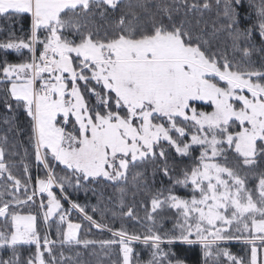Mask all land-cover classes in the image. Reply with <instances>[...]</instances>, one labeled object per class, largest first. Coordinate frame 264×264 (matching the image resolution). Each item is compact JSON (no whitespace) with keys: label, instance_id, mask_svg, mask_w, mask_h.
Here are the masks:
<instances>
[{"label":"snow or ice","instance_id":"obj_1","mask_svg":"<svg viewBox=\"0 0 264 264\" xmlns=\"http://www.w3.org/2000/svg\"><path fill=\"white\" fill-rule=\"evenodd\" d=\"M206 14L215 19L209 23ZM109 16L113 27L101 34L94 18ZM0 17L30 18L27 38L0 41V50L28 55L5 62L0 83L5 107L12 111L7 101L14 100L30 117L35 159L46 169L30 189L12 174L0 147V178L13 189L11 199L0 201V250L12 253L0 264H59L57 241L40 234L36 215L23 214V206L37 203L45 223L56 217L66 225L62 233L58 227L61 246L118 245L123 264H134V242L150 249L147 264H187L178 245H199L204 264H264V171L257 172L264 165V71L235 60L236 53H264V0H0ZM202 103L213 110H199ZM169 149L192 161L180 175H171ZM229 153L248 175L229 166ZM58 165L72 179L57 175ZM149 165L172 184L156 190L147 219L155 226V214L175 210L172 228L114 229L69 201L113 237L81 239V224L68 219L53 189L64 194L66 184L108 182L119 191L121 211L113 215L138 219L125 198L129 184L147 189L142 169ZM177 186L188 198L175 194ZM234 240L249 246V260L225 246ZM33 245L35 255L22 262L19 246Z\"/></svg>","mask_w":264,"mask_h":264},{"label":"trees","instance_id":"obj_2","mask_svg":"<svg viewBox=\"0 0 264 264\" xmlns=\"http://www.w3.org/2000/svg\"><path fill=\"white\" fill-rule=\"evenodd\" d=\"M135 5L136 0H131ZM115 17L109 16L107 20H101L99 17L94 18L96 26L101 29V34L104 31H111L113 27V21ZM205 19L211 23L215 19L214 14H206ZM211 29L209 28V31ZM30 32V18L28 17H0V41H4L12 38H27ZM223 39V36H221ZM257 49H259V43L257 42ZM229 59H233V53L230 48L227 49ZM28 58L27 52L18 53L12 50L7 52L0 50V68L7 63H19ZM236 62H239L244 68H253L256 70L264 71V53L256 50L253 52L250 58L242 57L240 53L235 54ZM0 79H2V72H0ZM83 90V89H82ZM5 85L0 83V147L5 152V162L8 164L12 174L21 180L22 184L28 182L29 188L36 187L37 179H44L46 176V169L43 165L37 163L35 159V153L30 142L31 135V122L30 117L27 116L23 109L16 108V102L8 99V103L13 105L12 111H9L5 107ZM85 99L90 106H96V98L90 94L85 93ZM199 110L211 112L212 108L204 105L199 106ZM9 121L5 123V121ZM171 156L169 158V167L175 168V171L171 173L173 176L180 175L181 170L189 167L192 163L190 158L180 157L174 150L169 149ZM195 155H198L196 153ZM228 161L230 165L236 167L243 166L234 153L228 154ZM157 167L149 165L145 169H142L144 176L147 180V189L143 185H140V190L133 188L131 184L128 187V195L125 198L126 205L132 206L138 219H132L129 217H122L120 215H113V213H120L119 207V191L114 186L104 183H90L86 182L83 186L76 188L73 186L65 185V193L61 194L57 190H54L58 199L61 200L63 209L69 211L70 220L74 223L81 224V230L79 236L81 239H91L97 242L105 239L113 238L111 233L107 229H97L91 225L90 222L83 217L80 213L75 212L71 208V202L77 203L85 208V212L88 215H92L95 220L100 223H104L114 229H120L123 227L130 233L145 234L149 231L150 225L147 219L146 209H150V199L156 194L157 189H167L171 184L167 177H164L162 172L156 171L153 175V168ZM27 168V171H25ZM63 166H56V172L59 176H67L72 179L68 171L62 170ZM250 170V169H249ZM264 171V165H261L257 172ZM29 177L31 179L29 180ZM1 185V181H0ZM252 186V185H251ZM175 194L180 195L183 198H188L189 194L186 193L181 187L177 186L173 189ZM135 193V195H133ZM22 194V193H21ZM63 195L68 197L67 200L63 198ZM8 200V199H4ZM39 198L37 197V201ZM46 201V200H45ZM95 209V211H93ZM34 214L37 216V230L43 236L45 232L50 239L56 240L57 244L53 246V251L59 264H123V255L119 249V246H112L109 248L101 247L99 243L89 245L88 248H84L82 245H68L61 246L59 240L62 233L66 230V225L58 224V220L54 219L49 223H45L43 220V212L37 204H31L30 206H23V214ZM3 219L0 218V228L3 227ZM148 225V228L146 227ZM172 228L171 223H165L162 226L160 232L169 230ZM158 230L156 225L154 231ZM159 231V230H158ZM133 261L134 264H147L151 259L150 249L143 244L132 245ZM229 251L238 257H243L245 261L250 259V249L246 245L242 244H227ZM177 254L186 260L187 264H204L203 252L199 245H178L176 246ZM11 250H0V259H8L11 256ZM19 254L22 262H26L29 257L35 255V246H19ZM62 254V255H61ZM46 259L48 254L45 253Z\"/></svg>","mask_w":264,"mask_h":264},{"label":"rangeland","instance_id":"obj_3","mask_svg":"<svg viewBox=\"0 0 264 264\" xmlns=\"http://www.w3.org/2000/svg\"><path fill=\"white\" fill-rule=\"evenodd\" d=\"M26 51V50H25ZM201 105H204V106H208V107H211L212 108V110H213V106H211L210 104H207V103H202ZM206 112V111H205ZM228 163H229V161H228ZM40 165H42V164H40ZM63 166V165H62ZM229 166H234V165H230L229 164ZM234 167H236V166H234ZM238 168H239V170H240V172H241V174L242 175H248L249 174V172H250V170H249V168L247 167V166H238ZM0 181H1V185H0V201H2V200H4V199H11L12 198V192H13V189L11 188V181H7L6 179H3V178H0ZM257 181L254 179V178H252L251 176H249V179H248V181H247V184H248V186L249 187H253L254 185H255V183H256ZM252 185V186H251ZM186 193H188L189 195H190V193L188 192V190H186V189H184V188H182ZM54 190H57L58 192H60V190H59V188H54L53 189V191ZM22 192H18V193H16V195H18V196H21L22 194H21ZM61 193V192H60ZM64 196V195H63ZM38 198H40L39 197V195L37 196ZM65 200H67V199H65ZM46 202V201H45ZM42 210V212L44 211L43 209H41ZM75 212H77V213H80L79 212V210H77V209H73ZM174 211L175 210H170V209H164L162 212H158L157 214H155L156 215V227H157V229L160 231L161 229H162V226L165 224V223H171L172 224V226H173V220L176 218L175 216H174ZM83 217H85L84 216V214H82V213H80ZM70 218V216H68V219ZM3 219V218H2ZM54 219H57L56 217H52V218H50L49 219V221H47V223H49L50 221H52V220H54ZM58 220V219H57ZM46 223V224H47ZM58 224H60V222L58 221ZM149 225H150V228L154 231V226L151 224V222L149 221ZM3 227H4V225H3ZM2 227V228H3ZM146 227L148 228V225H146ZM157 231V230H156ZM233 243H236V244H244L242 241H238V240H234V241H230V242H227V244H233ZM134 244H141V243H139V242H134ZM133 244V245H134ZM226 244V245H227ZM244 245H246V244H244ZM246 247H248L249 248V246L248 245H246ZM250 249V248H249ZM122 253V252H121ZM123 255V254H122ZM203 261H204V257H203Z\"/></svg>","mask_w":264,"mask_h":264}]
</instances>
